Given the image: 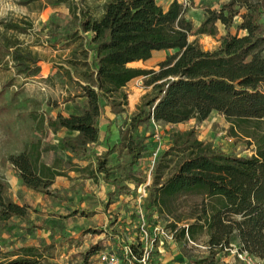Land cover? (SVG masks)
<instances>
[{
  "label": "trees",
  "instance_id": "1",
  "mask_svg": "<svg viewBox=\"0 0 264 264\" xmlns=\"http://www.w3.org/2000/svg\"><path fill=\"white\" fill-rule=\"evenodd\" d=\"M184 13L176 0L166 8L157 0H109L99 18L80 9L73 18L75 30L60 37L78 41L84 48L85 83L78 95L84 105L67 117L57 114L45 125L53 134L76 133L63 136L62 147L75 158L89 156L93 164L82 167L57 158L47 166L41 155L50 148L40 140L31 141L7 162L23 187L36 194L64 200L53 188L57 177H68L63 163L95 184L101 175L113 187L109 194H115L126 183H142L133 171L141 165L145 149L146 137L138 135L142 124L174 125L193 119L200 123L212 114L221 115L251 138L254 154L244 157L224 152L198 140L193 129L173 133L169 147L151 168L142 217L146 227L167 218L166 228L175 243L201 242L206 248L201 264H219L216 256L232 243L240 253L264 261V0H228L219 9H206L203 22L195 29ZM235 17L241 19L238 29L246 32L243 37L229 32ZM217 23L226 32L217 50L204 51L196 40L189 41L190 34L215 37ZM6 28L24 34L30 24L10 23ZM0 48L1 60H10L5 61L7 70L11 63L15 74L25 78L38 71L37 55L17 39ZM164 51L173 53L157 64V70L130 66ZM139 78H147L151 91L142 98L118 145L100 153L91 149L99 141L100 102L114 115L123 113L125 89ZM122 151L129 156L127 169L122 177L109 181L107 162ZM29 210L13 202L7 183L0 179V229L11 220H29ZM138 228L129 232L137 235ZM126 248L124 264H144ZM96 253L84 254L83 264ZM41 259L35 247L0 248V264H41Z\"/></svg>",
  "mask_w": 264,
  "mask_h": 264
},
{
  "label": "rangeland",
  "instance_id": "2",
  "mask_svg": "<svg viewBox=\"0 0 264 264\" xmlns=\"http://www.w3.org/2000/svg\"><path fill=\"white\" fill-rule=\"evenodd\" d=\"M107 1L0 0V47L17 39L39 59L36 63L38 71L25 78L15 74L11 63L9 70L6 69L5 61L10 62L8 58L3 61L0 58V179L7 183L15 202L30 207L29 220H12L0 229V248L12 251L39 245L36 249L41 251V264H83V256L89 251L97 253L93 258L87 257L86 264H105L100 260L102 254H114L120 264H124V247H130L136 259L144 257V264H201V259L206 256L205 246L201 242L175 243L166 228L167 218H161L155 227H146L142 217L146 212L143 203L152 182L153 163L169 147L173 133L193 129L198 140L212 143L224 152L244 157L254 154L251 138L223 116L212 114L200 123L193 119L174 125L142 124L138 135L143 133L146 137L143 139L145 149L141 165L133 167L142 183H126L115 194H109L113 187L104 182L101 175L95 184L69 171L71 166L67 163H63L62 168L69 176L56 179L53 185L64 200L36 194L20 186L7 162L9 156L22 152L28 143L40 140L53 151L44 153L43 163L54 155L56 159L72 164L91 165L89 156L75 158L63 148L61 132L53 134L45 122L58 112L77 113V107L84 105V99L78 97L80 85L85 83L81 53L84 48L79 47L78 41L68 42L60 35L75 30L73 18L80 9L99 18ZM172 1L157 0V3L166 8ZM176 1L185 9V20L195 29L203 22L206 9H219L228 0ZM10 23L19 26L27 23L30 28L24 34H17L6 28ZM240 23V17H235L229 30L231 35H246L245 31L238 29ZM216 27L215 37L190 34L189 41L196 40L204 51L217 50L226 32L220 23ZM172 53L157 52L148 61L130 66L157 70V64ZM88 55L90 58V53ZM10 80L11 86H7ZM146 80L139 78L128 84L125 89L127 105L121 114H112L100 102L102 118L98 125L101 137L94 146L101 147L99 151L120 142L121 133L128 127L142 98L151 91ZM128 162L129 156L124 151L110 156L107 162L109 181L122 177ZM34 226L47 227L48 230L35 229ZM132 227H139L137 235L129 232ZM238 254L241 253L232 243L229 249L216 256V260L219 264H244ZM255 264H264V261L256 259Z\"/></svg>",
  "mask_w": 264,
  "mask_h": 264
},
{
  "label": "crops",
  "instance_id": "3",
  "mask_svg": "<svg viewBox=\"0 0 264 264\" xmlns=\"http://www.w3.org/2000/svg\"><path fill=\"white\" fill-rule=\"evenodd\" d=\"M58 114H61V115H63L64 117H67V116H69L70 114H73V113H71V112H67V111H63L62 113L61 112H58ZM55 117V116H54ZM53 117V118H54ZM100 118H102V116L100 117ZM107 126H108V123H107ZM61 134L63 135V136H75L76 135V133H73V132H66V131H62L61 132ZM62 136V137H63ZM61 137V138H62ZM100 134H99V141H100ZM99 141H98V143H99ZM97 143V144H98ZM99 148H101V147H92L91 149H93V150H96L98 153H100V152H102V151H105L104 149H101V151H99ZM151 151H152V148H151ZM47 152H50V153H53V151L50 149V150H48V151H45V152H43L42 153V155H41V160L44 162V153H47ZM52 159L51 160H49V161H47V162H45L44 164H46L47 166H52L53 165V163L55 162V159H56V157L54 156V155H52ZM92 163H93V161H92ZM90 164V163H89ZM85 166H87V165H84V166H82V167H85ZM10 167L12 168V166L10 165ZM12 173L14 174V175H16V177L18 178V175L16 174V172L13 170V168H12ZM71 172H73V171H71ZM68 174V176H69V173H67ZM58 178H61V177H57L56 179H58ZM7 182H9V181H7ZM18 183L20 184V186H22V188L24 189L25 187H23V185H22V183H21V180L18 178ZM55 183V182H54ZM10 184V183H9ZM26 189V188H25ZM32 192V191H31ZM12 198V197H11ZM13 200V199H12ZM13 202L14 203H16L17 205H19V206H23V205H27L26 203H23L22 205H20V204H18L17 202H15L14 200H13ZM12 221V220H11ZM134 235V234H133ZM39 246V245H38ZM37 245L36 246H34L35 248H37L38 247ZM91 258H93V257H91Z\"/></svg>",
  "mask_w": 264,
  "mask_h": 264
},
{
  "label": "built area",
  "instance_id": "4",
  "mask_svg": "<svg viewBox=\"0 0 264 264\" xmlns=\"http://www.w3.org/2000/svg\"><path fill=\"white\" fill-rule=\"evenodd\" d=\"M125 251L128 252V248H126ZM238 257L244 262V264H255L256 259L246 253L238 254ZM100 260L105 264H120L119 259L114 254H102L100 255ZM141 262H145L144 257L141 259Z\"/></svg>",
  "mask_w": 264,
  "mask_h": 264
},
{
  "label": "bare ground",
  "instance_id": "5",
  "mask_svg": "<svg viewBox=\"0 0 264 264\" xmlns=\"http://www.w3.org/2000/svg\"><path fill=\"white\" fill-rule=\"evenodd\" d=\"M134 64V63H133ZM132 65V64H131Z\"/></svg>",
  "mask_w": 264,
  "mask_h": 264
}]
</instances>
